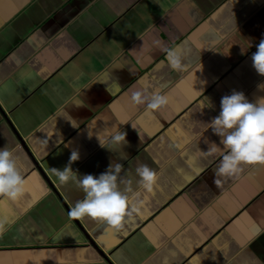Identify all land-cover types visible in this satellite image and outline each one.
Wrapping results in <instances>:
<instances>
[{"label": "crops", "instance_id": "1", "mask_svg": "<svg viewBox=\"0 0 264 264\" xmlns=\"http://www.w3.org/2000/svg\"><path fill=\"white\" fill-rule=\"evenodd\" d=\"M262 39L264 0H0V147L25 178L18 200L0 198V264H62L65 250L72 264H264V163L214 177L219 157L204 152L222 144L197 121L234 90L264 102ZM134 91L168 103L134 105ZM115 126L126 143L101 147ZM74 150L78 175L122 164L119 190L140 211L121 229L70 215L83 193L53 169Z\"/></svg>", "mask_w": 264, "mask_h": 264}, {"label": "clouds", "instance_id": "2", "mask_svg": "<svg viewBox=\"0 0 264 264\" xmlns=\"http://www.w3.org/2000/svg\"><path fill=\"white\" fill-rule=\"evenodd\" d=\"M166 59L172 69H184L182 58L173 49L166 50ZM251 61L255 71L264 76V39L256 45ZM204 98L207 103H201L200 112L206 107H212L210 99L205 96ZM130 101L134 105H145L149 110H158L167 105L168 97L160 92L149 94L145 91H134ZM197 121L206 125L200 132V137L210 128L222 144L220 147L214 142L210 143L211 147L204 152L205 156L219 157L214 177H233L242 171L243 165L264 163V102H249L243 92L234 90L231 94L221 97L220 111L216 116L207 122ZM125 136L126 134L115 126L106 129L105 136L98 137V140L101 147L108 148L109 141L126 143ZM78 159L79 153L74 150L63 170L53 169L62 184L73 180L83 193V198L74 204L70 215L77 219L90 217L106 223L113 229H121L126 216L140 211V205L131 206L130 197L119 190L118 177L122 164H110L104 172L96 176L78 175L71 168V163ZM137 174L142 188L151 192L157 180V173L143 165L137 169ZM24 191L25 178L18 166L14 149L0 147V198L16 201ZM72 259L71 250H65L62 264H72Z\"/></svg>", "mask_w": 264, "mask_h": 264}, {"label": "snow or ice", "instance_id": "3", "mask_svg": "<svg viewBox=\"0 0 264 264\" xmlns=\"http://www.w3.org/2000/svg\"><path fill=\"white\" fill-rule=\"evenodd\" d=\"M256 229H255V226L253 225V231H255ZM250 236H251V233H249L248 234V238H250ZM243 241H241V243H242Z\"/></svg>", "mask_w": 264, "mask_h": 264}]
</instances>
